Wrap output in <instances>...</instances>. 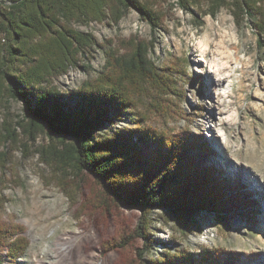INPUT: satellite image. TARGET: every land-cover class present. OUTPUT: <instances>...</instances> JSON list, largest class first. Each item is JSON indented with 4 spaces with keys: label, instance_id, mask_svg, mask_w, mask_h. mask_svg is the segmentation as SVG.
<instances>
[{
    "label": "rangeland",
    "instance_id": "374dc122",
    "mask_svg": "<svg viewBox=\"0 0 264 264\" xmlns=\"http://www.w3.org/2000/svg\"><path fill=\"white\" fill-rule=\"evenodd\" d=\"M191 9L181 11L175 0L154 6L160 13L155 32L134 10L118 25L92 24L80 30L99 44L107 40L120 55L134 42L151 45L154 65L170 80L165 95H154L164 117L150 115L151 124L202 134L218 179L231 187L229 192L250 196L254 208L243 213L231 209L226 215L200 212L197 228L186 236L171 222L150 220L141 239L135 233L139 212L105 195L89 174L62 165L59 145L54 153L42 134H28L21 121L22 103L3 100L0 225L19 228L27 245L16 263L2 259L1 264H148L149 255L157 257L164 250L187 253L198 264L207 251L220 252L213 264H264V49L250 25H236L229 11L211 17L205 7ZM195 23L203 25L195 29ZM205 40L208 52L220 45L237 53L229 80L216 83L211 73H204L205 62L195 66L201 59L197 48ZM80 65L98 71L104 65L101 51ZM93 75L70 68L56 85L66 92ZM180 111H185L181 117Z\"/></svg>",
    "mask_w": 264,
    "mask_h": 264
},
{
    "label": "trees",
    "instance_id": "16d2710c",
    "mask_svg": "<svg viewBox=\"0 0 264 264\" xmlns=\"http://www.w3.org/2000/svg\"><path fill=\"white\" fill-rule=\"evenodd\" d=\"M168 1L0 0V104L3 100L22 103L21 121L29 135L42 134L54 153L59 145L62 165L89 174L105 195L137 210L135 233L141 239L150 220L171 222L186 236L197 228L195 218L200 212L226 215L231 209L243 213L254 208L250 196L229 192L231 187L218 179L208 163L202 134L160 130L151 124L150 115L164 117L154 95H165L170 81L154 65L151 45L134 42L120 55L107 40L99 44L80 30L92 24L118 25L134 10L155 32L160 13L153 7ZM175 3L185 13L205 7L211 17L229 11L236 25H250L259 48L264 49V0ZM202 25L195 23V29ZM98 50L104 59L98 71L80 65ZM76 67L94 75L64 92L56 80ZM119 123L124 128L117 127ZM9 229L0 225V264L2 259L16 263L26 249V241L18 236L20 229ZM202 254L199 264L216 263L221 256L219 251ZM171 260L198 264L180 251L148 256V264Z\"/></svg>",
    "mask_w": 264,
    "mask_h": 264
},
{
    "label": "bare ground",
    "instance_id": "6f19581e",
    "mask_svg": "<svg viewBox=\"0 0 264 264\" xmlns=\"http://www.w3.org/2000/svg\"><path fill=\"white\" fill-rule=\"evenodd\" d=\"M209 44L210 43L208 40H205L204 44H199L197 50L201 54V59H199V61H195V66L199 67L200 62H205L207 64L208 70L204 73L207 74V76L209 75L208 73H211L216 83L229 80L235 72V69L231 66V64L236 62L235 59L237 58V53L233 54L230 51H226V49L220 45L208 52ZM227 172L230 173L229 171Z\"/></svg>",
    "mask_w": 264,
    "mask_h": 264
},
{
    "label": "built area",
    "instance_id": "2783aa9c",
    "mask_svg": "<svg viewBox=\"0 0 264 264\" xmlns=\"http://www.w3.org/2000/svg\"><path fill=\"white\" fill-rule=\"evenodd\" d=\"M3 42H4V40H3Z\"/></svg>",
    "mask_w": 264,
    "mask_h": 264
}]
</instances>
